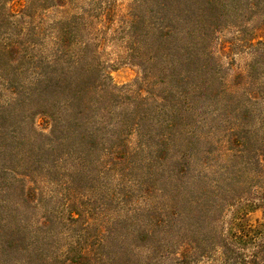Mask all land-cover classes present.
I'll return each mask as SVG.
<instances>
[{"label":"trees","instance_id":"obj_1","mask_svg":"<svg viewBox=\"0 0 264 264\" xmlns=\"http://www.w3.org/2000/svg\"><path fill=\"white\" fill-rule=\"evenodd\" d=\"M12 1L0 264H264V0H133L125 14L111 0ZM224 30L243 73L222 68ZM109 38L140 69L130 84L101 60Z\"/></svg>","mask_w":264,"mask_h":264},{"label":"rangeland","instance_id":"obj_2","mask_svg":"<svg viewBox=\"0 0 264 264\" xmlns=\"http://www.w3.org/2000/svg\"><path fill=\"white\" fill-rule=\"evenodd\" d=\"M115 8L120 11L121 14L127 13V9L133 3V0H111ZM12 9L18 11L20 8L25 6V0H13L11 3ZM46 18H54L58 15L55 10H48L44 13ZM233 30H224L218 35L216 41L215 52L220 56L222 62V68L227 70L228 76L240 72L243 73L246 70V64L248 63V55L239 53V49L235 46H231L233 43ZM264 35V30L260 32ZM230 46V47H229ZM223 48V49H222ZM229 48L233 50L229 52ZM101 60L109 67V74L113 84L116 86H122L130 84L134 80L140 77V69L133 63L126 60L125 52L123 49V41L117 40H106L101 48ZM227 75L221 72L216 76ZM212 117L211 113L203 114L202 109V130H203V119H209ZM42 123L41 121L38 122ZM250 223L255 224L256 221L261 219V212L255 211L247 216Z\"/></svg>","mask_w":264,"mask_h":264}]
</instances>
